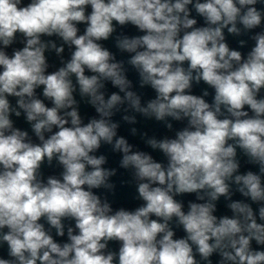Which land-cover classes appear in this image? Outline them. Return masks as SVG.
Wrapping results in <instances>:
<instances>
[{
  "label": "clouds",
  "instance_id": "1",
  "mask_svg": "<svg viewBox=\"0 0 264 264\" xmlns=\"http://www.w3.org/2000/svg\"><path fill=\"white\" fill-rule=\"evenodd\" d=\"M0 264H264V0H0Z\"/></svg>",
  "mask_w": 264,
  "mask_h": 264
},
{
  "label": "water",
  "instance_id": "2",
  "mask_svg": "<svg viewBox=\"0 0 264 264\" xmlns=\"http://www.w3.org/2000/svg\"><path fill=\"white\" fill-rule=\"evenodd\" d=\"M134 32V30H132ZM229 43L230 46L235 47V43L234 41L231 40V38H229ZM105 46L109 47L110 49H112V45L111 42H105ZM113 51H115V49H112ZM119 58V57H118ZM50 61H55V57L51 56L49 57ZM130 78H132L133 80L136 79L134 73H130ZM108 89L109 91H115L116 89H113L111 87V85H108ZM146 91V96H152L153 93L150 90H145ZM197 92V94H199V89L195 90ZM81 113L82 116L85 117V119L94 116L95 115V111L93 108H91V106L89 105H85V104H81ZM114 120L116 121H120L121 126L118 129V134L119 135H123L126 139L129 140L130 143L134 144L137 148H139L140 150H146V151H150V149H147L146 146L144 145L143 141L139 138V136H132L130 133V128L131 127H137L138 129H140L141 131H145L147 132L149 135H157V136H162L165 134V130L158 125L156 122L154 121H145L143 118L138 116V123L136 125H127L124 122L121 121V114H117L114 118ZM20 124L21 127H27L26 124H23L22 121L18 122ZM100 152L103 153H108L109 154V164L106 166H110V167H116L118 165V161H119V155L118 154H111L110 153V149L108 146H102V148L100 149ZM154 155L156 156L157 159H162V157L157 154L154 153ZM53 171H55L56 173H58L59 169H48V168H44V172L45 175L47 174H51ZM123 171V170H121ZM127 174H124L123 176L120 177H116L113 178L116 183H117V191L115 196H110L109 198L113 201V207L114 208H118V207H125L128 209H134L136 206H138V204L140 203L139 201H136L133 199V196L135 194V190L133 187H128V186H124L121 187L120 186V180L122 179H127ZM192 197H185V199H191ZM226 210L223 208V205H221V213H224ZM230 214V213H228ZM182 235V233H180Z\"/></svg>",
  "mask_w": 264,
  "mask_h": 264
}]
</instances>
